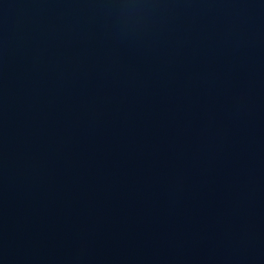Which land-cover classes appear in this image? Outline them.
I'll list each match as a JSON object with an SVG mask.
<instances>
[{"label":"water","instance_id":"water-1","mask_svg":"<svg viewBox=\"0 0 264 264\" xmlns=\"http://www.w3.org/2000/svg\"><path fill=\"white\" fill-rule=\"evenodd\" d=\"M0 264H264V0H0Z\"/></svg>","mask_w":264,"mask_h":264}]
</instances>
